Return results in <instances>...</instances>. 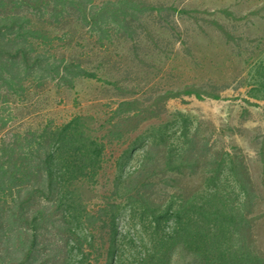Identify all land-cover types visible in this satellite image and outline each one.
<instances>
[{
    "label": "trees",
    "instance_id": "trees-1",
    "mask_svg": "<svg viewBox=\"0 0 264 264\" xmlns=\"http://www.w3.org/2000/svg\"><path fill=\"white\" fill-rule=\"evenodd\" d=\"M165 10L176 8L142 0H0V264H90L100 259L104 264L264 261L246 245L250 218L245 209L253 201V192L242 161L231 154L217 155L205 145L200 158L196 145L203 144L189 132L188 118L177 111L173 114L181 116L176 129L184 140L179 153L167 146L171 122L157 121L167 112L166 104L159 102L179 95L199 98V90L161 88L145 96L143 89L127 91V86L106 78L123 99L101 124L100 134L80 115L60 125L47 121L18 129L11 124L7 105L30 100L48 78L68 82L74 77L99 78L93 66L54 57V50L71 41L69 31H62L67 20L71 30L84 29V38H95L96 47H101L128 37L134 43V35L140 34L143 23L147 25L140 14L150 17ZM256 89L264 90V77ZM206 93L219 99L218 92ZM150 120L153 124L142 134L148 144L132 170L124 176L118 172L129 158L125 151L115 159L116 174L100 184L109 147L125 143ZM140 144L139 135L128 144V151ZM224 174L237 185L232 197L223 185ZM187 176L199 180L193 181L196 186H189ZM98 186H103L104 194L91 208L85 193ZM122 206L139 219L141 230L147 228L144 241H139L142 251L124 236L118 238ZM52 227L68 233L64 242L45 241L44 233Z\"/></svg>",
    "mask_w": 264,
    "mask_h": 264
},
{
    "label": "rangeland",
    "instance_id": "rangeland-1",
    "mask_svg": "<svg viewBox=\"0 0 264 264\" xmlns=\"http://www.w3.org/2000/svg\"><path fill=\"white\" fill-rule=\"evenodd\" d=\"M142 1L166 8L173 5L176 11L165 10L160 15L154 12L150 17L140 14V20H145L147 25L143 23L140 34L134 35L135 42L140 39L136 45L128 37L116 39L113 45L96 47L95 38H84V29L78 26L71 30V22L67 20L62 31H69L71 41L65 48L54 50V57L93 66L99 78L74 77L69 82L48 78L42 90L30 96V100L7 105L11 124L18 129L30 124L43 125L47 121L60 125L80 115L97 132L123 99L119 90L104 81L106 78L117 81L120 87L127 86V91L143 89L147 91L145 96L161 88L199 90L202 93L199 98L179 95L159 102L166 104L167 112L161 113L157 121L167 122L168 119L171 122L166 131L170 137L167 146L179 153L183 152L184 140L182 131L180 133L176 127L182 115L189 120V132L196 133V139L203 144L196 145L195 152L200 158L205 145L217 155L231 154L242 161L253 192V201L245 209L250 218V226L245 228L246 245L264 260V90L256 89L264 77L261 68L264 67V0ZM85 50L86 54L80 55ZM207 91L218 92L219 99L208 97ZM31 93L32 89L27 95ZM161 106L158 110H162ZM177 111L180 116L173 114ZM174 118H177L175 123ZM153 122L142 123L125 143L109 147L105 155L108 161L99 174L100 184L105 182L106 176L116 174L115 159L125 151L129 158L118 172L124 176L132 170L136 158L148 144L142 134ZM139 135L140 146L128 151V144ZM186 180L189 186H196L193 181L198 179L189 180L187 176ZM223 185L231 197L238 191L232 177L226 174ZM104 190L103 186H98L94 191H86L89 207H96ZM129 212L127 206L120 209L118 238L124 236L142 251L139 241H144L147 228L141 230L139 219L132 218ZM67 235L64 230L52 227L43 238L53 244L64 242ZM90 264L104 263L100 259Z\"/></svg>",
    "mask_w": 264,
    "mask_h": 264
}]
</instances>
